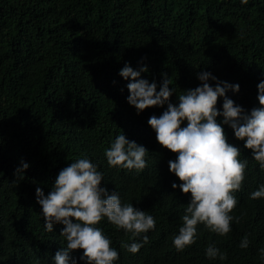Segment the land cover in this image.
Returning <instances> with one entry per match:
<instances>
[{
	"label": "trees",
	"instance_id": "obj_1",
	"mask_svg": "<svg viewBox=\"0 0 264 264\" xmlns=\"http://www.w3.org/2000/svg\"><path fill=\"white\" fill-rule=\"evenodd\" d=\"M125 63L147 66L141 78L155 81L157 91L167 73L174 104L201 84L198 72L210 71L240 85L226 95L245 111L264 107L257 99L264 81V0H0V264H55V253L66 247L64 226L46 231L36 188L47 195L59 171L83 156L99 165L102 187L156 219L149 242L135 254L121 247L133 242L131 233L107 218L97 225L119 252L114 264H264V198L250 199L264 184V170L226 124L228 142L248 161L233 193L238 203L231 215L240 221L233 220L226 236L198 224L194 244L183 251L173 246L191 194L172 188L181 183L168 166L177 154L157 142L148 124L167 103L138 114L127 101L130 80L119 75ZM222 105L219 97L216 107L222 111ZM123 133L149 151L140 172L107 163L105 149ZM21 160L29 164L23 178L14 175ZM246 234L250 244L242 249ZM210 244L227 259H209ZM70 255L87 264L79 259L82 249Z\"/></svg>",
	"mask_w": 264,
	"mask_h": 264
},
{
	"label": "clouds",
	"instance_id": "obj_2",
	"mask_svg": "<svg viewBox=\"0 0 264 264\" xmlns=\"http://www.w3.org/2000/svg\"><path fill=\"white\" fill-rule=\"evenodd\" d=\"M241 2L247 4L248 0ZM147 71V66L137 70L125 63L119 75L130 80L127 101L138 114L149 107H162L167 103L163 113L152 115L148 124L154 129L157 142L177 154L174 160L168 161V166L181 183L173 182L172 188L179 187L184 194H191L181 218L182 226L172 238L176 250L183 251L196 242L198 224L226 236L232 231L233 220L239 223L240 217L231 215L238 203L233 193L242 187L248 161L239 159L240 148L228 142L222 124L229 125L235 138L244 141V147L252 151V158L264 170V107L245 111L226 95L228 90L239 92L240 85L220 81L210 71L198 72L201 84L185 90L178 96L179 103L174 104L170 101L174 89L169 87L171 81L167 73L161 74L164 78L157 91L155 81L150 83L141 78V73ZM209 81H215V85ZM257 88V99L264 106V81ZM219 97H223L222 111L216 107ZM218 116L223 117L222 123L217 122ZM185 121L187 124L182 127ZM148 152L146 147L128 140L123 133L105 149V156L109 167L140 172L147 166L145 156ZM28 167L29 164L21 160L14 175L23 178ZM98 167L83 156L59 171L47 195L42 188H36L46 231L53 232L54 224L64 226L60 235L65 238L66 247L55 253V264H77L70 253L78 249L83 250L79 259L87 264H114L119 260V252L111 247L112 241L97 226L105 218L117 229L131 233L133 242L122 243L121 247L133 254L149 242L146 233L156 228L154 216L131 203H122L116 191L109 193L101 186L103 172L98 171ZM261 198H264V184L250 193V199ZM249 244L246 234L239 247L246 249ZM259 251L264 262V248ZM205 255L209 259H227L226 253L211 244Z\"/></svg>",
	"mask_w": 264,
	"mask_h": 264
}]
</instances>
